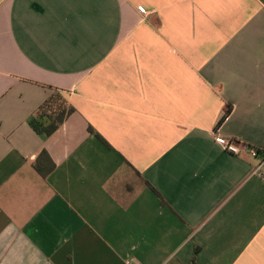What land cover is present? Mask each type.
I'll list each match as a JSON object with an SVG mask.
<instances>
[{"label": "crops", "instance_id": "obj_1", "mask_svg": "<svg viewBox=\"0 0 264 264\" xmlns=\"http://www.w3.org/2000/svg\"><path fill=\"white\" fill-rule=\"evenodd\" d=\"M216 136L264 152V0H0V264H264Z\"/></svg>", "mask_w": 264, "mask_h": 264}, {"label": "trees", "instance_id": "obj_2", "mask_svg": "<svg viewBox=\"0 0 264 264\" xmlns=\"http://www.w3.org/2000/svg\"><path fill=\"white\" fill-rule=\"evenodd\" d=\"M43 109L52 120V122L48 126L43 127L44 131L47 134L53 133L62 123L64 118L74 110L72 106H69L67 108L66 104H64L63 98L60 94L57 93L53 94L48 100L45 101V103L43 104ZM222 120L223 118L220 120V122ZM90 129L93 130L91 127ZM36 168L40 173L45 174V172L38 166Z\"/></svg>", "mask_w": 264, "mask_h": 264}, {"label": "built area", "instance_id": "obj_3", "mask_svg": "<svg viewBox=\"0 0 264 264\" xmlns=\"http://www.w3.org/2000/svg\"><path fill=\"white\" fill-rule=\"evenodd\" d=\"M215 139L223 145L227 151L234 155H240L247 152L253 157H260L258 163L252 170V175L259 177L264 182V152H262L259 148L238 142L235 138L216 136Z\"/></svg>", "mask_w": 264, "mask_h": 264}]
</instances>
